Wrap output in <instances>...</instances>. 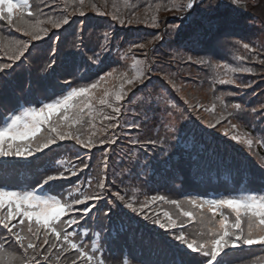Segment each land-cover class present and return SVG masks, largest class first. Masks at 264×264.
I'll return each instance as SVG.
<instances>
[{
  "label": "snow or ice",
  "instance_id": "6c2138e0",
  "mask_svg": "<svg viewBox=\"0 0 264 264\" xmlns=\"http://www.w3.org/2000/svg\"><path fill=\"white\" fill-rule=\"evenodd\" d=\"M240 2L241 0H232V3L237 5ZM108 6V0H102V3H97L96 0H72L71 4L68 0H64V8L57 11L55 0H39L35 5L30 3V0H0V20L7 21L16 32L27 37V39H15L4 49H0L2 53L0 61H5L0 62V81L6 82L5 87L11 85L8 77L12 71L22 67L37 50L48 52L49 74L55 71L58 46L63 42L61 30L67 32L68 29H72L71 35L76 40L73 45L75 49L81 52L88 49L92 52V56L86 57L87 65H78L69 58V67L66 70L71 76L83 79L94 66L103 63L101 56L106 59L112 49L118 48V45L114 43L115 37L112 33L106 30L103 32L102 42L92 46L93 34L88 31L85 20L74 19L76 16L86 18V10L101 16L110 15L111 20L120 25L146 24L155 29H163L153 34L150 39L128 45L125 55L133 53L134 49L144 50L142 54L145 60L135 61L134 76L123 73L119 75L118 90L105 86L114 77L115 69H112L103 75L97 74L94 81L90 80L82 86H70V90H65L66 94L61 93L58 98L53 97L51 102H41L40 107L29 106L19 114L13 112L12 115L5 117L3 126L0 127V170L31 166L40 162L46 167L38 183L41 192L65 188V183L69 181L73 184L71 190L65 188L66 196L63 192L58 195H42L38 194L35 188L24 192L9 191L4 178L0 177V226L14 239L15 245L19 246L18 249L13 250L14 264H65L67 254L70 252L74 253L70 264H105L98 241L93 240L89 247L82 239L89 236L88 229L85 228L80 233L75 229L81 225L82 218L92 219L90 214L93 213V209H97V213L103 211L104 217L110 218L112 209L120 206L131 210L132 213L140 214L146 221L151 220L159 228L166 229L172 239L183 247L185 251L176 255L169 264H229L232 255L230 250L245 246H264V195L248 193L217 198L188 195L183 200L152 195L145 196L143 201L138 202L136 189H132V194L129 195L127 186L121 188L124 183L122 179L120 184L116 183L117 179L128 171L127 169H121L120 172L113 170L112 178L109 177L110 154L115 151L113 146H118V141L126 139L127 144L131 146L124 153L129 159L138 155L137 149L143 150L147 146L153 148L160 146L161 151L166 153L164 144L170 138L175 139L177 144L183 142L184 138L178 135L182 131L179 123L181 120L187 121L188 116L185 113L188 112V108L215 113L216 104L207 107L202 103L185 101L187 107L181 108L171 103L172 111L165 107L159 119L156 138H142L140 133L143 128L154 119V115L149 116V113L154 114L161 101L165 105L169 104L163 94L153 97L151 92L147 91L153 75L162 73L166 84H162L161 87L167 89L170 85L176 92H180L174 79L175 73L164 72L162 66L149 57V51H154L150 46L165 41L166 37H171L174 33L179 35L183 31L185 22L190 23L188 18L193 16L198 8L204 6L211 9L213 6L203 5V0H160L159 3L148 4L143 9V16L136 11L121 12L115 4L113 11L109 13ZM45 8L50 11L45 12ZM161 12L179 16L181 23L165 24L161 20ZM108 27L111 29V25ZM213 27L214 25L209 24L208 31ZM204 36L205 33L200 30L192 32L189 36L190 45L195 47ZM35 42H40L46 47L38 49ZM243 48L256 51L249 43H243ZM173 59H182L197 65L209 63L203 57L194 58L192 55L177 56ZM259 63L264 65V59H260ZM216 67L221 66L216 65ZM223 67L229 73L254 72L252 67H229L227 64ZM82 68L85 69L83 74H81ZM64 83L71 85V81L68 80ZM219 83L235 85L240 89L253 87L250 82L237 83L231 77L221 78ZM139 92H144L141 97L143 101L141 110L129 107ZM129 93L131 98L126 101ZM225 95L233 96L237 93L221 92L216 99L220 102L223 111L216 116L214 122L205 123L209 128L215 129L218 125H222L223 121H227L230 127L224 130V135L229 136L231 132V140L246 143L251 149L253 140L246 138L247 133L234 131L237 129V124L232 123L230 119L234 113L228 111L229 105L224 103ZM94 98L98 99L101 106L98 113L94 107ZM3 106L4 102L0 101V108ZM230 107L237 112L243 110L241 103H232ZM105 108L110 111H104ZM261 108L264 109V105ZM251 112L255 113L257 109L252 108ZM97 114L102 117L100 127H97L96 123ZM160 129H163L162 138ZM125 130H136L138 135L132 137ZM64 142H71L75 161L61 160L60 167H56L50 161L40 159L54 148L65 149ZM93 149L100 151V156L96 160V172L87 180L79 181V185H86L85 187L77 186V181H72V178H78L80 173L90 169L89 161L93 159ZM49 164L51 167H48ZM101 202L104 204V209L97 208ZM158 202L174 205L186 220H180L178 223L168 211L163 212V219L159 212L155 216L150 215L149 210ZM185 204L192 210H184L182 205ZM78 206L83 207L78 208ZM223 209H229L234 214L231 222L229 217L223 214ZM217 216L220 217L219 220L216 219ZM195 219H199L202 224L206 223L208 226L206 231H187L188 225ZM176 229L179 231H175ZM95 235L99 236V233ZM42 246H47L46 250ZM20 250H22L20 255H15V252ZM6 251L5 243L0 241V257Z\"/></svg>",
  "mask_w": 264,
  "mask_h": 264
},
{
  "label": "trees",
  "instance_id": "16d2710c",
  "mask_svg": "<svg viewBox=\"0 0 264 264\" xmlns=\"http://www.w3.org/2000/svg\"><path fill=\"white\" fill-rule=\"evenodd\" d=\"M71 2L72 0H68L69 4ZM96 2L102 3V0H96ZM159 2L160 0H108L107 11L111 13L115 4L121 12L136 11L143 16V9L148 4ZM30 3L35 5L39 3V0H30ZM209 4L213 6L211 9L202 6L188 18L190 23L185 22L183 31L179 35L174 33L171 37H166L165 41L150 46V49L154 51H149V57L162 66L164 72L175 73L174 79L180 92H176L170 85L167 89L161 87L162 84H166L162 73L153 75L147 91H150L153 97L163 94L169 104L165 105L161 101L157 111L154 114L149 113V116L154 115V119L147 123L140 135L142 138H156L159 119L165 107L172 111L171 103L181 108L187 107L185 101L202 103L207 107L215 103L216 112L209 113L198 108L196 110L188 108V112L185 113L188 116L187 121L181 120L179 123L182 131L178 135L184 138L183 142L177 144L175 139L170 138L164 144L166 153L161 151L160 146L155 148L147 146L143 150L137 149L138 155L129 159L124 155L131 147L126 139L118 141V146H113L115 151L110 154L109 177L112 178L113 170L120 172L121 169H127L128 171L117 179L116 183L120 184L122 179L124 183L121 188L127 186L129 195L132 194V189H136L138 202L143 201L145 196L152 195L183 200L188 195L217 198L247 193L260 195L264 191V109L261 108L264 105V65L259 63L260 59H264V0H241L238 5L232 3V0H203V5ZM63 8L64 0H55V9L59 11ZM48 11L50 10L45 8V12ZM86 11V18L76 16L74 19L85 20L88 31L93 34L92 46L102 42L103 32L107 30L115 37L114 43L118 45V48L114 47L106 59L102 55L103 63L94 66L83 79L73 77L66 70L69 67V58L78 65H87L86 57L92 56V52L88 49H84L83 52L75 49L73 45L76 40L71 35L72 29H68L67 32L61 30L63 42L58 46L55 71L49 74L48 52L37 50L22 67L12 71L8 77L11 81L10 86L5 87L6 82L0 81V101L4 102V106L0 108V119L7 113L18 110L22 103L25 107L29 105L40 107L41 102H49L53 97H59L66 86H69L68 90L70 86H82L90 80L94 81L97 74L103 75L112 69H115L114 77L105 86L118 90L119 75L123 73L134 76L135 61L145 60L142 54L144 50L134 49L133 53L125 55L128 45L136 41L143 42L163 30L146 24L120 25L112 21L110 15L101 16L95 12ZM160 17L165 24L181 23L180 17L174 14L161 12ZM209 24L214 25L211 31H208ZM196 30L204 32L205 36L198 45L192 47L189 36ZM15 39H27V37L11 28L7 21L0 20V49H4ZM35 43L38 49L46 47L40 42ZM243 43H249L256 51L244 49ZM188 55L194 58L203 57L209 63L197 65L182 59H173V57ZM241 57L244 59H240ZM225 64L229 67H252L254 72L251 74L229 73L223 67ZM216 65L221 67L217 68ZM84 72L85 69L82 68L81 74ZM229 77L235 79L237 83L250 82L253 87L240 89L235 85L219 83L221 78ZM65 80L71 81V85L64 83ZM221 92L237 93L233 96L225 95L224 103L229 105L228 111L234 113V116L230 118L232 123L237 124V129L234 131L247 133L246 138L253 140L251 149L246 143L231 140V132L229 136L224 135V130L230 127L227 121H223L222 125H218L215 129L209 128L205 123L206 121L214 122L216 116L223 111L220 102L216 99ZM143 95L144 92L137 93L136 99L129 107L141 110ZM130 98L129 93L126 101ZM94 100V107L98 113L101 106L98 99L94 98ZM232 103H241L243 110L237 112L231 109ZM252 108H256L257 112L252 113ZM103 110L110 111L106 108ZM176 115L179 118V114ZM101 119L102 117L97 114V127H100ZM125 131L132 137L138 135L136 130ZM160 134L162 138L163 129H160ZM64 143L65 149L54 148L52 152L41 156L40 159L50 161L56 167H60L61 160L75 161L71 142ZM99 156V149H93V159L89 161L90 169L80 173L78 178H72V181H77V186L85 187L86 185H79V181L87 180L89 176L95 174L96 160ZM65 166L68 165L65 164ZM48 167H51V164ZM44 171H46L45 165L36 162L31 166L0 170V177L4 178L9 191L17 192L22 190L21 188L29 190L35 188L41 191L38 183ZM65 188L71 190L72 182H66ZM65 188H55L46 192L45 195H58L63 192L66 196ZM82 207L78 206V208ZM182 207L186 211L192 210L186 204ZM97 208L104 209L103 202L97 205ZM164 211H168L174 219L178 220V223L180 220H186L174 205L163 202L153 205L149 213L155 216L159 212L163 219ZM223 214L229 217L230 222L234 219V214L229 209H223ZM90 215L92 219L82 218L81 225L75 230L80 233L85 228L88 229L89 236L82 239L89 247L93 240L98 241L105 264H125V262L127 264H169L176 255L185 251L177 241L172 239L166 229L159 228L151 220H144L140 214L132 213L123 206L112 209L110 218H105L103 211L97 213V209H93ZM216 219L219 220L220 217L217 216ZM207 227L206 223L202 224L199 219H195L188 225L187 231H206ZM96 233H99V236L95 235ZM42 234L43 230L41 236ZM0 241H3L7 247V251L0 257V264H14L13 250L18 249L19 246L15 245L14 239L2 226H0ZM42 247L45 250L47 248V246ZM21 251L15 252V255H20ZM230 252L232 255L229 258V264H264V246H245L232 249ZM73 255L74 253L71 252L67 254L65 264H70ZM40 259L42 260V256Z\"/></svg>",
  "mask_w": 264,
  "mask_h": 264
},
{
  "label": "rangeland",
  "instance_id": "374dc122",
  "mask_svg": "<svg viewBox=\"0 0 264 264\" xmlns=\"http://www.w3.org/2000/svg\"><path fill=\"white\" fill-rule=\"evenodd\" d=\"M58 98V97H57ZM49 102H51V101H49ZM29 107V106H28ZM31 107H33V106H31ZM26 108V107H25ZM24 109V108H23ZM21 111H23V110H20V111H17V112H15V114H19ZM1 123H3V122H1ZM3 126V124H1L0 125V127H2ZM24 191H32V190H23V191H20V192H24ZM41 192H39L38 194H40ZM248 194V193H247ZM260 195H264V191H262V194H260Z\"/></svg>",
  "mask_w": 264,
  "mask_h": 264
}]
</instances>
